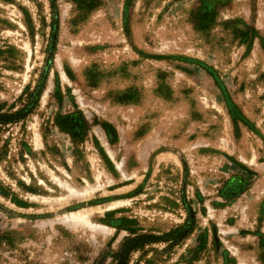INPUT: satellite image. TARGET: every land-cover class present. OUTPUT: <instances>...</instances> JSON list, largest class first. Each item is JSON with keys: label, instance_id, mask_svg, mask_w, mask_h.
<instances>
[{"label": "rangeland", "instance_id": "rangeland-1", "mask_svg": "<svg viewBox=\"0 0 264 264\" xmlns=\"http://www.w3.org/2000/svg\"><path fill=\"white\" fill-rule=\"evenodd\" d=\"M0 115V264H264V0H0Z\"/></svg>", "mask_w": 264, "mask_h": 264}, {"label": "trees", "instance_id": "trees-1", "mask_svg": "<svg viewBox=\"0 0 264 264\" xmlns=\"http://www.w3.org/2000/svg\"><path fill=\"white\" fill-rule=\"evenodd\" d=\"M25 110H26V107H24L18 114L10 116L11 119H15L16 117L19 118L22 115V112L25 111ZM0 117H2V119H5V118H3L4 116L0 115ZM188 222H191V221L188 220ZM192 225H193V221H192ZM170 239H172V238H170ZM133 247H134L133 244L127 243V245L124 247V250H125V252H129ZM124 255H125V253H124Z\"/></svg>", "mask_w": 264, "mask_h": 264}]
</instances>
